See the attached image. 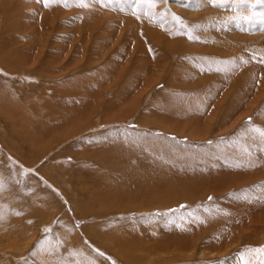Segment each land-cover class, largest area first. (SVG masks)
Masks as SVG:
<instances>
[{
  "label": "rangeland",
  "instance_id": "1",
  "mask_svg": "<svg viewBox=\"0 0 264 264\" xmlns=\"http://www.w3.org/2000/svg\"><path fill=\"white\" fill-rule=\"evenodd\" d=\"M263 86L260 0H0V264H264Z\"/></svg>",
  "mask_w": 264,
  "mask_h": 264
},
{
  "label": "snow or ice",
  "instance_id": "2",
  "mask_svg": "<svg viewBox=\"0 0 264 264\" xmlns=\"http://www.w3.org/2000/svg\"><path fill=\"white\" fill-rule=\"evenodd\" d=\"M41 2L44 3L45 6H49L51 3L59 2V0H41ZM70 2H76V0H64V3L66 6ZM79 3L81 4V6H84V7L88 6V0H79ZM260 3H264V0H260ZM244 19L248 20L247 17H245ZM255 131L259 132L261 137H264V130L255 129ZM262 251H264V250H262ZM101 255H103V254L101 253Z\"/></svg>",
  "mask_w": 264,
  "mask_h": 264
},
{
  "label": "bare ground",
  "instance_id": "3",
  "mask_svg": "<svg viewBox=\"0 0 264 264\" xmlns=\"http://www.w3.org/2000/svg\"><path fill=\"white\" fill-rule=\"evenodd\" d=\"M76 4V3H75ZM204 8V7H203ZM238 8V7H237ZM241 36V35H240ZM162 38V37H161ZM223 45V44H222ZM220 46V45H219ZM230 48V47H229ZM195 49H197V48H195ZM193 51V50H192ZM229 53V52H228ZM264 87V86H263Z\"/></svg>",
  "mask_w": 264,
  "mask_h": 264
}]
</instances>
